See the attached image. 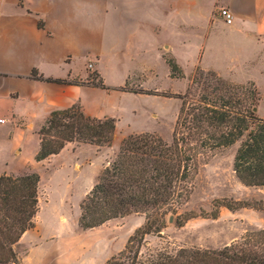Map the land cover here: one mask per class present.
<instances>
[{
  "label": "trees",
  "instance_id": "16d2710c",
  "mask_svg": "<svg viewBox=\"0 0 264 264\" xmlns=\"http://www.w3.org/2000/svg\"><path fill=\"white\" fill-rule=\"evenodd\" d=\"M166 60L173 77H184L175 58ZM31 76L49 82L81 83L77 79L44 77L36 69ZM89 83L115 89L102 78L99 82L90 79ZM127 87L120 89L178 98L181 105L171 142L152 132L124 137L116 156L102 169L80 204L79 225L84 229L132 213L146 214L145 223L106 264H264V228L248 229L219 249L180 248L175 253L151 250L142 254L146 237L161 233L168 215L190 200L193 179L203 161L216 150L236 146L233 169L237 178L246 186H264V118L255 109L261 100L257 85L253 81L234 83L215 70L198 67L183 94ZM117 122L112 116L87 114L80 103L55 109L37 131L40 143L35 160L57 155L73 142L111 145ZM39 183L38 172L0 175V264H24L15 246L35 226L40 210ZM223 207L264 213V197L215 199L210 211H185L176 218V225L183 226L199 216L217 218Z\"/></svg>",
  "mask_w": 264,
  "mask_h": 264
},
{
  "label": "crops",
  "instance_id": "0c3cea01",
  "mask_svg": "<svg viewBox=\"0 0 264 264\" xmlns=\"http://www.w3.org/2000/svg\"><path fill=\"white\" fill-rule=\"evenodd\" d=\"M222 7L232 11L231 24ZM166 57L184 77L171 75ZM185 57L220 75L264 64V0H0V149H21L22 135L37 134L39 117L76 103L87 114L117 118L118 133L122 113L110 107L112 95H150L120 89L127 85L169 90L152 84L185 78ZM34 69L81 83L38 80ZM92 71L115 89L90 84ZM45 250L40 241L18 254L24 264H44Z\"/></svg>",
  "mask_w": 264,
  "mask_h": 264
},
{
  "label": "rangeland",
  "instance_id": "374dc122",
  "mask_svg": "<svg viewBox=\"0 0 264 264\" xmlns=\"http://www.w3.org/2000/svg\"><path fill=\"white\" fill-rule=\"evenodd\" d=\"M183 61L185 78L172 81L162 76L152 86L170 89L152 91L185 93L194 72L202 66L196 64L193 67V57H185ZM246 67L233 69L232 72L223 71L221 76L234 83H247L253 79L261 92L256 110L259 116L264 117V64L257 61ZM90 79L99 82L101 77L92 71ZM127 88L137 87L128 85ZM112 97L110 107L122 115L118 133L111 145L100 147L73 142L67 144L61 153L36 161L39 138L34 132L33 135L26 133L21 136V149H0V171L10 170L11 175L30 172L40 175V210L35 218V226L28 230L23 244L16 245L17 253L25 254L31 245L41 241L46 249L42 253L44 264H106L108 259L125 248L129 237L145 223V213H132L109 220L99 227L84 229L79 225L80 204L96 183L99 173L116 156L124 137L131 133L152 132L172 141L181 100L153 94L139 96L136 100L117 94ZM48 116L43 122L42 117L35 121L36 125L40 124L35 131L41 128ZM235 151L236 146L216 150L214 155L203 161L192 181L190 200L180 206L176 213L168 215L167 226L161 233L146 237L142 254L151 250L175 253L180 248L219 249L240 238L248 229L264 228L262 211L252 208L231 211L226 207L221 209L217 218L199 216L183 226L176 225V218L185 211H210L215 199L264 197L263 186H246L237 178L233 169ZM33 235H40L38 242Z\"/></svg>",
  "mask_w": 264,
  "mask_h": 264
},
{
  "label": "built area",
  "instance_id": "2783aa9c",
  "mask_svg": "<svg viewBox=\"0 0 264 264\" xmlns=\"http://www.w3.org/2000/svg\"><path fill=\"white\" fill-rule=\"evenodd\" d=\"M219 11H220V15L224 18L226 23L231 24L233 22L234 15L229 8L222 7ZM0 122H5V119L1 118Z\"/></svg>",
  "mask_w": 264,
  "mask_h": 264
},
{
  "label": "water",
  "instance_id": "95a60500",
  "mask_svg": "<svg viewBox=\"0 0 264 264\" xmlns=\"http://www.w3.org/2000/svg\"><path fill=\"white\" fill-rule=\"evenodd\" d=\"M256 109V108H255ZM173 220V217H171V221Z\"/></svg>",
  "mask_w": 264,
  "mask_h": 264
}]
</instances>
